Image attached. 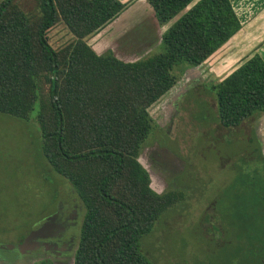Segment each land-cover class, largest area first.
<instances>
[{
  "label": "trees",
  "instance_id": "1",
  "mask_svg": "<svg viewBox=\"0 0 264 264\" xmlns=\"http://www.w3.org/2000/svg\"><path fill=\"white\" fill-rule=\"evenodd\" d=\"M145 1L159 26L175 20L159 37L161 52L133 62L109 50L96 55L85 43L132 0H37L35 14L15 0L0 1V114L27 120L36 107L41 155L83 210L71 264H151L140 239L182 194L154 192L137 160L157 127L148 108L179 73L198 67L240 29L230 0ZM59 22L73 39L54 50L46 33ZM209 92L220 127L258 119L264 61L253 54ZM259 164L254 171L264 180V156ZM243 185L264 215V184ZM260 234L263 249L264 230Z\"/></svg>",
  "mask_w": 264,
  "mask_h": 264
},
{
  "label": "rangeland",
  "instance_id": "2",
  "mask_svg": "<svg viewBox=\"0 0 264 264\" xmlns=\"http://www.w3.org/2000/svg\"><path fill=\"white\" fill-rule=\"evenodd\" d=\"M15 4L27 14L38 12L37 0H15ZM174 20L164 27L152 18L131 27L114 43V57L136 61L160 53L159 36ZM103 33L100 29L90 35L88 46L97 50ZM46 37L54 50L73 39L60 22ZM201 64L179 73L176 84L148 108L157 127L137 160L147 171L152 190L180 192L182 198L165 209L142 236L140 250L151 264H256L264 259L259 242L264 215L260 216V203L243 184H264L263 174L254 171L264 156V122L260 125V118L249 119L232 129L220 127L209 85L221 80L225 72L217 76L209 71L208 63ZM35 111L36 107L27 120L0 114V264H35L42 259L71 264L72 249L64 251L63 258L42 249L33 256H18L16 251L29 230L40 227L45 220L38 222L55 211L61 201L59 193L70 189L41 155ZM155 142L174 159L153 162ZM169 167L171 172L159 171ZM180 167L183 172L178 174L177 185L167 187L175 182Z\"/></svg>",
  "mask_w": 264,
  "mask_h": 264
},
{
  "label": "crops",
  "instance_id": "3",
  "mask_svg": "<svg viewBox=\"0 0 264 264\" xmlns=\"http://www.w3.org/2000/svg\"><path fill=\"white\" fill-rule=\"evenodd\" d=\"M119 1L126 3L129 0ZM230 3L240 23V29L202 63H208L209 71L217 76L225 72L224 77L253 54H257L264 61V0H230ZM152 18L154 19L153 12L145 0H132L112 22L101 29L104 33L101 36L100 48L97 47L96 50L88 46L86 39L89 36L85 39V43L96 55L105 48H109L113 54L114 43L123 39L124 34L131 27L137 26L146 19L152 21ZM259 118L261 125L264 122V115Z\"/></svg>",
  "mask_w": 264,
  "mask_h": 264
},
{
  "label": "flooded vegetation",
  "instance_id": "4",
  "mask_svg": "<svg viewBox=\"0 0 264 264\" xmlns=\"http://www.w3.org/2000/svg\"><path fill=\"white\" fill-rule=\"evenodd\" d=\"M154 144L155 150L151 151V159L153 160V162L157 161L156 163L162 164L163 162L171 161L172 159H174V156H172L169 152L158 149V142H155ZM171 168L172 167H169L168 169L163 168L164 170L159 169V171H164L161 174H166L168 172H171ZM181 172H183V167H180V169L177 170L175 182H169L168 184H166L167 187L177 185L176 181L178 178V174ZM154 192L158 193V191ZM158 194H161V192H159ZM59 197L61 201L57 203L55 211L38 222L40 223L45 220V224H43L41 228L36 229V226H34L31 230H29L28 234L36 229L35 236L31 239L25 240V238L28 236L27 234L26 237L23 238V240L20 242V244H17L18 248L16 249V251L18 253V256H21V253L25 255L30 254L31 256H33L39 249H42L43 252L52 251L53 254L60 255L59 257L63 258V252H68L72 249L70 252L72 260V256L77 244L78 228L83 210L81 204L76 199V196L71 189L61 191L59 193ZM53 215H56L54 217V220L46 221L48 217H51ZM76 220L78 224L76 223ZM20 245H22L23 247L20 248Z\"/></svg>",
  "mask_w": 264,
  "mask_h": 264
},
{
  "label": "water",
  "instance_id": "5",
  "mask_svg": "<svg viewBox=\"0 0 264 264\" xmlns=\"http://www.w3.org/2000/svg\"><path fill=\"white\" fill-rule=\"evenodd\" d=\"M55 216H56V215H55ZM55 216L53 215V216H51V217H48V218L46 219V221H52V220H54V219H55V218H54ZM43 224H45V221H43V223L40 225V227H37V228H41V226H42ZM34 233H35L34 230L31 231L30 234L27 236L26 240L33 238ZM25 245H26V244H25ZM19 247L21 248V247H23V246L20 245Z\"/></svg>",
  "mask_w": 264,
  "mask_h": 264
}]
</instances>
